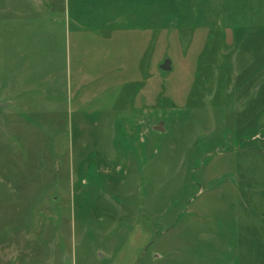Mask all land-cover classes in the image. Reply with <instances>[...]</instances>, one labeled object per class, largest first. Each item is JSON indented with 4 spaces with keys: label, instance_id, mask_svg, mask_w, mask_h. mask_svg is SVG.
<instances>
[{
    "label": "rangeland",
    "instance_id": "1",
    "mask_svg": "<svg viewBox=\"0 0 264 264\" xmlns=\"http://www.w3.org/2000/svg\"><path fill=\"white\" fill-rule=\"evenodd\" d=\"M0 106V264H264V0H0Z\"/></svg>",
    "mask_w": 264,
    "mask_h": 264
},
{
    "label": "water",
    "instance_id": "2",
    "mask_svg": "<svg viewBox=\"0 0 264 264\" xmlns=\"http://www.w3.org/2000/svg\"><path fill=\"white\" fill-rule=\"evenodd\" d=\"M161 68H163L164 70H170L171 69V59L169 57H166L164 63L161 65ZM156 128L158 130H161L162 126H157Z\"/></svg>",
    "mask_w": 264,
    "mask_h": 264
},
{
    "label": "crops",
    "instance_id": "3",
    "mask_svg": "<svg viewBox=\"0 0 264 264\" xmlns=\"http://www.w3.org/2000/svg\"><path fill=\"white\" fill-rule=\"evenodd\" d=\"M68 12H69V10H68ZM68 15H69V13H68Z\"/></svg>",
    "mask_w": 264,
    "mask_h": 264
}]
</instances>
